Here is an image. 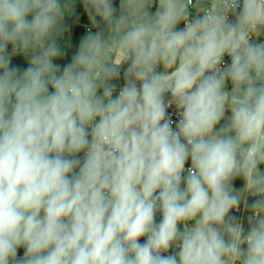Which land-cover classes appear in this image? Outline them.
<instances>
[{"label":"clouds","instance_id":"clouds-1","mask_svg":"<svg viewBox=\"0 0 264 264\" xmlns=\"http://www.w3.org/2000/svg\"><path fill=\"white\" fill-rule=\"evenodd\" d=\"M0 264H264V0H0Z\"/></svg>","mask_w":264,"mask_h":264},{"label":"crops","instance_id":"crops-1","mask_svg":"<svg viewBox=\"0 0 264 264\" xmlns=\"http://www.w3.org/2000/svg\"><path fill=\"white\" fill-rule=\"evenodd\" d=\"M115 2L118 5L119 0H115ZM13 63L16 64V65H18V66H20L21 68L27 66L26 61H24V60H22L20 58H14ZM238 186H239V183H238ZM159 219H160V216H159V214H157V220H159ZM21 254H22V252H21Z\"/></svg>","mask_w":264,"mask_h":264},{"label":"built area","instance_id":"built-area-1","mask_svg":"<svg viewBox=\"0 0 264 264\" xmlns=\"http://www.w3.org/2000/svg\"><path fill=\"white\" fill-rule=\"evenodd\" d=\"M226 59H228L227 57H226ZM120 83L122 84V80L120 81ZM171 111V110H170ZM173 119L175 120L176 119V117L175 116H173Z\"/></svg>","mask_w":264,"mask_h":264},{"label":"trees","instance_id":"trees-1","mask_svg":"<svg viewBox=\"0 0 264 264\" xmlns=\"http://www.w3.org/2000/svg\"><path fill=\"white\" fill-rule=\"evenodd\" d=\"M22 252V251H21Z\"/></svg>","mask_w":264,"mask_h":264}]
</instances>
